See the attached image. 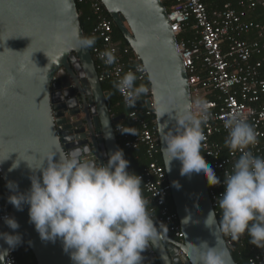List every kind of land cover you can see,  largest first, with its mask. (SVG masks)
Wrapping results in <instances>:
<instances>
[{"label": "water", "instance_id": "1", "mask_svg": "<svg viewBox=\"0 0 264 264\" xmlns=\"http://www.w3.org/2000/svg\"><path fill=\"white\" fill-rule=\"evenodd\" d=\"M98 1L150 85L146 109L183 243L156 226L124 165L115 134L124 116L109 114L75 0H0V170L11 210L0 224V264L17 240L37 264H117L119 249L108 244L125 236L149 245L140 264H236L211 205L164 3Z\"/></svg>", "mask_w": 264, "mask_h": 264}, {"label": "built area", "instance_id": "2", "mask_svg": "<svg viewBox=\"0 0 264 264\" xmlns=\"http://www.w3.org/2000/svg\"><path fill=\"white\" fill-rule=\"evenodd\" d=\"M161 1L169 3L167 18L187 74L197 148L203 162L210 163L222 175L208 192L216 217L228 225L224 235L226 246L234 251L246 241L248 224L264 207V58L251 61L253 56L264 52V28L244 20L247 11L264 9V0H245L237 8L226 4L223 10L212 13L208 12L207 4L215 0ZM75 2L90 4L95 16L89 38L97 80L100 84L115 85L127 118L139 130L131 140L127 129L119 123L115 134L121 136L127 149L144 146L151 160L137 176L144 195L141 200L156 226L182 244L177 215L170 212L167 204L171 196L165 168L155 159L160 149L156 128L148 121L153 112L139 107L134 92V85L147 78L144 69L131 48L116 39L115 25L105 16L98 0ZM190 22L195 37L178 40ZM252 31L257 40L248 43L241 39ZM224 141L231 144L227 150ZM243 176L247 177L245 189ZM10 215L9 202L0 205V224L8 221ZM260 236L264 238V228L260 229ZM128 238L125 236L120 243L121 251L129 250ZM133 239L135 245L147 250L148 245L140 237ZM18 243L17 240L9 247L5 264H19L15 255ZM251 251L248 264H264L262 250L251 247Z\"/></svg>", "mask_w": 264, "mask_h": 264}, {"label": "trees", "instance_id": "3", "mask_svg": "<svg viewBox=\"0 0 264 264\" xmlns=\"http://www.w3.org/2000/svg\"><path fill=\"white\" fill-rule=\"evenodd\" d=\"M164 5L166 8L169 7L168 2H164ZM218 5H219L218 3H211V2L208 3L207 4L208 12H210V9H214L215 11L223 10L226 3H223L219 8ZM76 6L80 14L81 28L85 34L89 49L91 50L92 44L90 42L89 37H90V32L95 24V16L90 8V4L76 3ZM104 14L107 18L110 19L105 9H104ZM192 25L193 22H190L189 25L182 31L181 35L178 37V40H180L181 38L192 39L195 37V33L191 28ZM114 34L116 39L120 40L122 44L128 45L124 40L123 36L121 35L120 31L115 26H114ZM263 57L264 55L262 54L255 55L253 56L252 61L260 60ZM101 87L104 92L108 93V96L106 98V105L110 116L112 118L124 116V119L120 122V125H123L127 129L129 135L128 138L134 140L139 132L138 127L135 123H133L130 119L127 118L126 116L127 110L122 103L121 97L119 96L117 90L115 89V85L112 82H106V83H102ZM134 92L137 95V103L139 107L146 110V100L151 97L150 85L148 83L147 78L144 82H138L134 85ZM154 119L155 117L154 114L152 113V115L148 117V121L150 122V125H152L153 128H156L155 125L152 123ZM217 138L214 139L217 140ZM116 139H117V144L121 151V156L124 165L129 171L130 178L136 186L135 189L138 195L140 196L141 199H143L144 195L142 191V186L137 181V176L143 173L144 169L147 167V165L151 160L147 157L144 146H139L136 149H127L123 146V140L118 133H116ZM223 145L226 146L225 149L227 150L230 148L231 144L224 141ZM198 155L208 188L210 189L215 182L221 180L222 175L219 171L213 169L210 163L203 162L202 154L199 148H198ZM155 159L159 165L163 166L160 152L155 157ZM240 174H242V171L240 172ZM242 178H243L242 187L245 189L247 183V177L243 176ZM4 203H8V196L4 182L0 177V205ZM167 204L170 209V212L175 213V209L171 197L168 199ZM217 219L223 235H226L228 225L225 224L219 217H217ZM251 221L252 224L251 225L248 224L247 226L248 235L246 241L243 243L241 247L237 248L234 251H231L232 257L236 264H248V259L253 254L251 251V247L259 248L260 250H262L264 254V238L260 236V229L264 228V207L260 209L258 215L254 216L251 219ZM128 241H129V243L127 244V247L129 248L128 251L127 250L121 251L122 249L121 244H116V243L111 244L109 249H119L121 251L120 259L117 264H140L139 260L137 259V256L145 251H149L150 247L148 246L147 250H145L144 248L135 245L133 238H128ZM15 255L19 264H37L34 254L29 249V247L22 241H19L18 250L16 251ZM143 264H159V263L157 260H154Z\"/></svg>", "mask_w": 264, "mask_h": 264}, {"label": "crops", "instance_id": "4", "mask_svg": "<svg viewBox=\"0 0 264 264\" xmlns=\"http://www.w3.org/2000/svg\"><path fill=\"white\" fill-rule=\"evenodd\" d=\"M244 1L245 0H215V1H211V3H218L219 4L218 8L221 7V5L223 3L231 4L233 7H236V6L238 7V3L244 2ZM214 11H215L214 9H210L211 13L214 12ZM216 11H218V10H216ZM244 20L250 21V22H254V23H258V24L262 25L263 28H264V10L261 9V7H257L254 10H249V11H247V14H246V17H245ZM241 39L246 41V42H248V43H251V42L257 40L256 34H255L254 31L243 35ZM222 48H223V51H226V47L225 46H223ZM262 55H264V52L262 53Z\"/></svg>", "mask_w": 264, "mask_h": 264}, {"label": "flooded vegetation", "instance_id": "5", "mask_svg": "<svg viewBox=\"0 0 264 264\" xmlns=\"http://www.w3.org/2000/svg\"><path fill=\"white\" fill-rule=\"evenodd\" d=\"M76 98H77V103H78V110H80V113H79V115L80 116H83V114H82V110H81V106H82V101H81V98H80V96L79 95H77V93H76ZM84 128H85V132L87 131V126H86V124L84 123ZM90 145V144H89ZM89 145H88V147H89ZM93 155V154H92ZM94 163H95V166H96V173H99L100 172V169H99V165L97 164V162L96 161H94ZM92 173V172H91ZM90 173V174H91ZM79 180V179H78ZM96 180H101V181H103L104 182V180H105V177H104V175L103 174H99L98 175V179H96ZM103 185L105 186V188H106V191H109L110 190V187H109V185H108V183H103ZM112 208V207H111ZM172 240H174L173 239V237L170 235V234H167ZM110 245L111 244H108V246L110 247ZM149 246V245H148ZM145 252H148V251H145Z\"/></svg>", "mask_w": 264, "mask_h": 264}]
</instances>
